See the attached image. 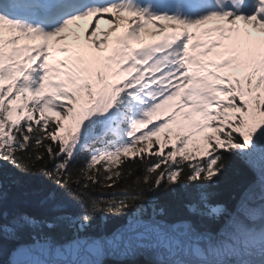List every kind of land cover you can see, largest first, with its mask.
I'll return each mask as SVG.
<instances>
[{"label":"snow or ice","instance_id":"obj_1","mask_svg":"<svg viewBox=\"0 0 264 264\" xmlns=\"http://www.w3.org/2000/svg\"><path fill=\"white\" fill-rule=\"evenodd\" d=\"M8 184L7 264H264V0H0Z\"/></svg>","mask_w":264,"mask_h":264},{"label":"trees","instance_id":"obj_2","mask_svg":"<svg viewBox=\"0 0 264 264\" xmlns=\"http://www.w3.org/2000/svg\"><path fill=\"white\" fill-rule=\"evenodd\" d=\"M86 157H78V161H82ZM37 185L32 186V190H36ZM22 189L15 184L5 186V198L0 205V209L8 216H14L20 213L30 214L37 219L46 218L49 216V208L41 202L39 196L25 197L22 194ZM230 198V193L224 188L217 189L213 203H224ZM161 204L167 209L173 217H182L189 215L187 208L184 206V197L182 195H162ZM123 223V222H122ZM47 232L46 228L42 229ZM58 241L64 238H71V233L66 232L61 228L55 233ZM16 247L14 242H8L4 246L3 256H0V261H7L9 254Z\"/></svg>","mask_w":264,"mask_h":264},{"label":"water","instance_id":"obj_3","mask_svg":"<svg viewBox=\"0 0 264 264\" xmlns=\"http://www.w3.org/2000/svg\"><path fill=\"white\" fill-rule=\"evenodd\" d=\"M125 238L126 239L134 240L135 239V232L125 231ZM40 257L42 259H40ZM44 258L45 257L42 254L36 253L33 256H24V255H21L19 257V261H20V264H29V262L31 260H34V259L44 260Z\"/></svg>","mask_w":264,"mask_h":264},{"label":"bare ground","instance_id":"obj_4","mask_svg":"<svg viewBox=\"0 0 264 264\" xmlns=\"http://www.w3.org/2000/svg\"><path fill=\"white\" fill-rule=\"evenodd\" d=\"M40 259H42L41 257H40ZM45 259V258H44Z\"/></svg>","mask_w":264,"mask_h":264}]
</instances>
